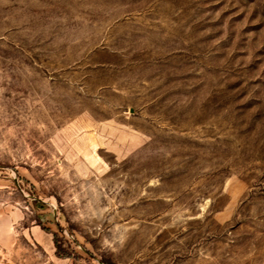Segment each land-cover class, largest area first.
<instances>
[{
    "label": "rangeland",
    "instance_id": "obj_1",
    "mask_svg": "<svg viewBox=\"0 0 264 264\" xmlns=\"http://www.w3.org/2000/svg\"><path fill=\"white\" fill-rule=\"evenodd\" d=\"M0 264H264V0H0Z\"/></svg>",
    "mask_w": 264,
    "mask_h": 264
},
{
    "label": "trees",
    "instance_id": "obj_2",
    "mask_svg": "<svg viewBox=\"0 0 264 264\" xmlns=\"http://www.w3.org/2000/svg\"><path fill=\"white\" fill-rule=\"evenodd\" d=\"M56 243L58 244V240L56 239ZM58 246V245H57ZM68 257V256H67Z\"/></svg>",
    "mask_w": 264,
    "mask_h": 264
}]
</instances>
